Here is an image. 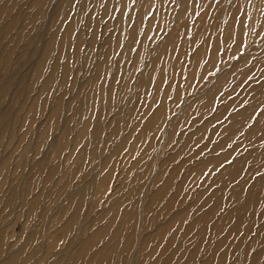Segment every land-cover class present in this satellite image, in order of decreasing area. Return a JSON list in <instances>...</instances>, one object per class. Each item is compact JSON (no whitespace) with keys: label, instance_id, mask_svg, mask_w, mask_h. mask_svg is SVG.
<instances>
[{"label":"rangeland","instance_id":"374dc122","mask_svg":"<svg viewBox=\"0 0 264 264\" xmlns=\"http://www.w3.org/2000/svg\"><path fill=\"white\" fill-rule=\"evenodd\" d=\"M261 111L264 0H0V264H264Z\"/></svg>","mask_w":264,"mask_h":264},{"label":"bare ground","instance_id":"6f19581e","mask_svg":"<svg viewBox=\"0 0 264 264\" xmlns=\"http://www.w3.org/2000/svg\"><path fill=\"white\" fill-rule=\"evenodd\" d=\"M236 21V20H235ZM169 39V37H167L160 45V48H159V50H161V49H163L164 48V44H166L168 41H170V40H168ZM223 41V40H222ZM234 50V49H233ZM203 51V48H202V46L201 47H198V49H197V51H196V55H195V58H193V62H195L196 61V59L198 58V54L200 53V52H202ZM233 54H234V52H232L231 53V56H233ZM152 59V58H151ZM135 61H137V60H135ZM151 62H153V59L151 60ZM191 70H192V68H191ZM211 71V70H210ZM207 71H205V70H203L202 71V73H201V77H203V75L206 73ZM176 74V73H175ZM228 77H230V75H228ZM227 77V78H228ZM212 79H209V82L211 81ZM220 82H221V80H220ZM170 86V85H169ZM205 87V88H204ZM203 87V91L202 92H204L205 93V96H203L200 100H201V102L202 101H204L205 99H206V103H207V101L209 100V98L212 96V94H213V91L214 90H207V85H205ZM247 87V86H246ZM165 88V87H164ZM170 89V88H169ZM156 91H159L158 89H155ZM254 92H255V94L249 99V105H250V107H247V108H245L243 111H241L240 113H239V115L241 116V119L242 118H246V115H247V113H252L253 111L255 112V110H257L258 109V107H260L261 105V95H258L257 93H258V91H259V88L258 87H255L254 88ZM201 92V93H202ZM177 93L178 94H181V91L180 90H177ZM257 95H258V99H256V97H257ZM215 96V95H214ZM214 98V97H213ZM175 99H178V97L176 96V98ZM213 100V99H212ZM257 103V104H256ZM251 104L253 105V107H255L256 109H254V108H252L251 107ZM191 106H192V104H191ZM164 110V107L162 106L161 108H158V109H156V111H155V113H153L152 115H151V119L149 120V123H148V126H146V127H151V126H155L154 124L156 123V122H158L159 121V119L161 118V120H160V125H159V127L160 126H162L161 124L162 123H164L165 121H164V116L162 115V117H161V110ZM220 110V109H219ZM229 120L232 122V123H227L225 126H226V128H231V127H233V126H236L238 123L237 122H235L234 121V119L233 118H229ZM262 120L264 121V111H261L258 115H257V117H256V119H255V121L254 122H252L253 123V125H255L256 127H260L261 126V123H262ZM162 122V123H161ZM166 124V123H165ZM171 127H172V125H171ZM225 128V129H226ZM150 129V128H149ZM223 132V131H222ZM252 133H250V135H251ZM264 150V149H263ZM262 150V151H263ZM257 156H258V154H257ZM229 158V157H228ZM259 158V157H258ZM264 158V157H263ZM262 157H261V159H263ZM217 159V158H216ZM227 158H225L224 160H222L221 161V163L223 162V161H225ZM215 160V159H214ZM214 160H211V161H213L214 162ZM216 161H219V160H216ZM240 162H241V159H237L234 163H233V165H231L230 167H228V168H226V169H229L228 171H227V173H224L223 175H227L228 176V180L229 179H231L230 177H232L233 176V173H234V171H235V168L237 167V166H239V164H240ZM220 163V162H219ZM219 163H218V165H219ZM239 163V164H238ZM217 165V164H216ZM217 165V166H218ZM225 169V170H226ZM240 169V168H239ZM225 170H223V171H225ZM232 172V173H231ZM230 176V177H229ZM255 188V186L254 185H252L251 186V188H250V190H253ZM253 192V191H252ZM254 195H255V193H253V196L251 197L250 195H248V193H247V196H246V199H245V202L246 203H248V204H251V203H253L256 199H257V196L256 197H254ZM232 196H234V195H232ZM237 209H241L240 208V206H238L237 207ZM238 212V211H237ZM239 212H240V210H239ZM239 218H240V216L238 217V219H237V224H239V222H241L240 220H239ZM236 230H238V228H236Z\"/></svg>","mask_w":264,"mask_h":264}]
</instances>
